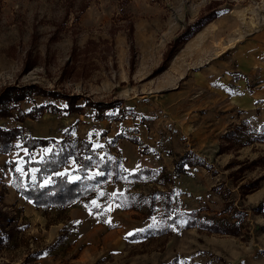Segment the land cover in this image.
<instances>
[{"label": "rangeland", "instance_id": "1", "mask_svg": "<svg viewBox=\"0 0 264 264\" xmlns=\"http://www.w3.org/2000/svg\"><path fill=\"white\" fill-rule=\"evenodd\" d=\"M201 17L210 20L175 48L174 41ZM263 26L264 0H0V94L8 87L39 86L78 96L83 107L81 113L45 112L22 123L15 110L14 117L0 119L1 127L20 126L33 138L69 135L94 148L108 145L129 173L144 166L172 170L174 159L190 151L208 167H191L176 180L181 206L216 220L229 214L226 202L248 213L235 236L185 229L171 238L131 240L158 217L107 204L122 184L98 192L93 204L102 214L83 203L44 211L18 196L10 162L24 174L26 158L40 162L49 150L28 155L18 141L15 150L0 154V212L12 217L5 228H14L0 244V264H159L176 257L177 264H264V216L251 210L264 203V142L221 140L237 111L222 94L226 80L209 81L216 72L229 76L246 52L245 40ZM45 101L65 105L38 96L23 101L20 110ZM87 101L115 107L94 120ZM251 118L260 126L262 118ZM136 137L141 145L129 141ZM142 146L150 153L143 154ZM74 167L70 159L59 173L73 180ZM36 170L30 168L32 176ZM38 251L42 255L35 257Z\"/></svg>", "mask_w": 264, "mask_h": 264}, {"label": "trees", "instance_id": "2", "mask_svg": "<svg viewBox=\"0 0 264 264\" xmlns=\"http://www.w3.org/2000/svg\"><path fill=\"white\" fill-rule=\"evenodd\" d=\"M215 17L214 14L212 18ZM209 20L208 17L198 19L195 24L189 27L186 34L183 33L180 38L174 41L175 48L194 36ZM170 56L169 51L165 61ZM38 96L46 100L61 99L65 105L59 108L56 104L53 105L48 103L49 101H45L43 105L34 106L30 111L20 110V104L23 101H34ZM79 99L78 96L69 97L57 92L45 91L39 86L8 87L0 94V119L14 117L13 111L15 110L18 112L16 117L18 123H22L25 118L39 119L45 112H63L66 115L81 113L83 107L78 105ZM84 106L92 107L94 120H102L105 116L104 111L115 107L113 104H98L92 101L85 102ZM233 130L226 137L230 138L229 140L240 141L243 146L254 142H264V124L259 129L238 126ZM120 137H124L123 134L117 136L116 139ZM18 141L22 142V147L27 149L28 155H32V152L40 147L49 149L40 162L28 161L26 158L24 174L15 169L16 161L10 162L11 180L16 193L31 201L37 209L64 211L78 203H83L93 213L102 214V208H97L93 204L94 199L99 195L98 192L110 184H122V192L109 196L107 204H115L125 211H140L146 219L152 218L154 215L158 217V221L154 224L132 234L129 238L131 240H155L167 237L174 226H180L181 229L196 228L200 232L206 231L231 236L239 234L240 230L244 228L247 211L233 206L231 203L226 202L224 208L229 215L219 220L206 216L201 217L197 212L189 211L181 206L172 186L174 177L185 174L186 167H208L204 159L195 156L190 151H186L174 159L172 174L163 167H141L137 171L129 173L122 162L108 149V145H105L104 148H94L89 140L86 141L79 137L71 138L69 135H65L60 140L33 138L25 135L20 126L7 128L0 126V154H8L15 150ZM129 141L141 145L137 137L131 138ZM142 152L149 154L150 149L142 146ZM70 159L75 165L71 172L73 180L69 179L67 174L59 173L69 164ZM30 168L37 169L34 176L31 175ZM148 185L153 187L149 190L143 189ZM251 210L255 214L264 216V203L258 204ZM9 220L8 214L0 212V244L4 239L10 240L14 235V228L10 227L7 230L4 226V223ZM2 234L5 235V238ZM40 255H42L41 251L34 253L35 257ZM177 263L178 258L176 257L171 262L159 264Z\"/></svg>", "mask_w": 264, "mask_h": 264}, {"label": "crops", "instance_id": "3", "mask_svg": "<svg viewBox=\"0 0 264 264\" xmlns=\"http://www.w3.org/2000/svg\"><path fill=\"white\" fill-rule=\"evenodd\" d=\"M244 43L246 45V52L244 55H241L236 60V65L234 68L231 69L229 76L221 78L220 77L221 73L216 72L212 77L213 79L209 80L211 82V84H213V85L216 82H221L222 79L226 80V81H224L226 83V87L221 86V88L223 90H227V91H224V93H222V94H225V96L228 97L227 101H229V103L232 102L234 104V108L232 110H236L237 112H239V114L237 115V112H236V114H232V113H234V111H232L231 115H229L231 120H228V121L231 124L229 125V128L226 129L224 134L221 136L222 141L228 139L226 136L228 133L234 131L233 130L234 127H238V126L243 127V128L253 127V128L259 129L264 124V26L261 27V30H259V32L255 33L248 40H245ZM214 71H215V68L213 70H211L210 72H208V74L214 73ZM230 76L232 79L230 78ZM215 90H216V88H215ZM215 90H214V92H215ZM231 90H233V91L231 93H229V91H231ZM220 94H221V91H220ZM252 111H254V114H251ZM251 116L262 118V119H260L262 121L260 126L253 125L251 123V120H252ZM248 145H253V143L248 144ZM103 147H104V145H103ZM182 154H180V155H182ZM1 155H6V154H1ZM144 167H146V166H144ZM150 168H159V167L153 166ZM190 168L191 167H186V172H187V169H190ZM172 171H173V163H172V170H167V172L172 174ZM181 175H184V174H181ZM181 175L174 177V182H173L172 186L174 187L175 191H176L175 186H177L176 180H178V178ZM110 185H113V184H110ZM117 185H120V184H117ZM11 186H13L12 181H11ZM13 188H14V186H13ZM14 191H15V188H14ZM15 193H16V191H15ZM16 194L19 196L18 193H16ZM176 197L181 202V199L177 195H176ZM25 200H27V199H25ZM27 201H29V200H27ZM29 202H31V201H29ZM31 204H32V202H31ZM181 205H182V202H181ZM32 206L35 208V206L33 204H32ZM116 207L119 208V206H116ZM112 208H115V206H113ZM119 209H121V208H119ZM189 211H191V210H189ZM195 212H197L201 217L204 216V215L202 216L199 211H195ZM224 215L226 217L229 214H227V215L224 214ZM154 216H156V215H154ZM10 218H12V217H10ZM149 219H151V218H149ZM157 221H158V218L155 221L150 222V225L154 224ZM187 229H196V228H187ZM180 230L182 231L185 229H181L180 226H174V227H172L171 233L168 236L170 237L172 235H175ZM169 237H168V239H169ZM4 240H5V241H3L4 243L6 241H8L6 239H4Z\"/></svg>", "mask_w": 264, "mask_h": 264}, {"label": "snow or ice", "instance_id": "4", "mask_svg": "<svg viewBox=\"0 0 264 264\" xmlns=\"http://www.w3.org/2000/svg\"><path fill=\"white\" fill-rule=\"evenodd\" d=\"M93 203H95V202H93Z\"/></svg>", "mask_w": 264, "mask_h": 264}]
</instances>
